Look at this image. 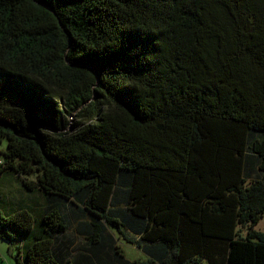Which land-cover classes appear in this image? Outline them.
<instances>
[{"label": "trees", "instance_id": "obj_1", "mask_svg": "<svg viewBox=\"0 0 264 264\" xmlns=\"http://www.w3.org/2000/svg\"><path fill=\"white\" fill-rule=\"evenodd\" d=\"M4 140L16 264H264V0H0Z\"/></svg>", "mask_w": 264, "mask_h": 264}, {"label": "rangeland", "instance_id": "obj_2", "mask_svg": "<svg viewBox=\"0 0 264 264\" xmlns=\"http://www.w3.org/2000/svg\"><path fill=\"white\" fill-rule=\"evenodd\" d=\"M78 116L77 113L69 116L71 125L75 123ZM7 149V141L0 143V153ZM4 165L3 157L0 156V169ZM26 179V178H25ZM34 180L35 178H29ZM20 200L30 202L41 212L43 208V201L38 193H31L25 190L23 182L18 178V175L13 171H4L0 173V208L4 215H10L18 210ZM17 203V204H16ZM257 230H264V218L256 227ZM242 235H246V228H240ZM121 246L125 249L127 257L132 260L145 261L148 257L136 246L120 241ZM19 252H22V259H24L25 249L23 247V239L16 237L11 243L8 240L0 238V264H16L15 257Z\"/></svg>", "mask_w": 264, "mask_h": 264}]
</instances>
